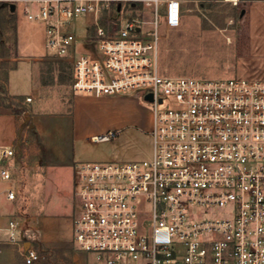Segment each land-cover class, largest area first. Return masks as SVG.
<instances>
[{
  "label": "built area",
  "instance_id": "2783aa9c",
  "mask_svg": "<svg viewBox=\"0 0 264 264\" xmlns=\"http://www.w3.org/2000/svg\"><path fill=\"white\" fill-rule=\"evenodd\" d=\"M0 2L46 26L47 47L72 59L75 94L140 96L153 116L151 158L74 165L73 244L84 264H264V79L162 73L160 29L184 25L179 0ZM82 17L94 19L83 39L91 49L74 32ZM9 232L24 263L37 264L15 221Z\"/></svg>",
  "mask_w": 264,
  "mask_h": 264
},
{
  "label": "crops",
  "instance_id": "0c3cea01",
  "mask_svg": "<svg viewBox=\"0 0 264 264\" xmlns=\"http://www.w3.org/2000/svg\"><path fill=\"white\" fill-rule=\"evenodd\" d=\"M179 1L182 6L184 25L175 30L185 31L191 24H194V27L200 26V21L196 16L189 17L191 11L197 13L204 7L210 9L214 4L233 5L240 14L239 24L242 27V45L239 46L236 55H252L264 60V0ZM136 8L141 11L147 9L141 5H137ZM83 18L84 37H86L93 31V27L88 23H92L94 19L92 17ZM19 23L17 26V55H0V71L5 61L13 65V68L2 77L0 73V101L12 100L25 107L27 110L25 120H31L30 126L35 127L37 134L42 138L44 132L39 125L46 124L42 109L69 106L68 100L61 92V87H57L62 86L61 83L51 86L45 82L44 63L48 60H55L60 64H70V62L57 55H45L46 26L43 23L34 22L30 24V27H19ZM69 59L72 66V59ZM70 71L72 111L71 114L66 112L58 119L50 121L52 147L50 145L45 149L38 148V146L32 149L21 147L20 144L26 141L28 133L24 134L19 131L20 116L10 110L0 112V170H8L11 174L9 180L0 179V264H25L18 249L8 244L11 221H15L18 225V235L25 247L26 237L45 245L70 244V242L73 244V219L77 211L74 197L75 162L68 158L62 143L59 146L55 143V135H60L59 130L64 129L67 122L72 123V133L75 139L89 138L91 142L94 137L104 134L98 133L102 129L100 126L96 130L89 129V116L96 113L102 116L105 108L109 109L108 106L111 104V110L106 111L112 119L109 123L114 125L116 130L141 124L138 107L134 106L133 100L75 94L72 89V68ZM29 98L31 101H27ZM0 109L4 110L1 106ZM144 114L148 118L146 130L151 131L150 109L145 108ZM4 151H13V155L3 157ZM67 189L69 191L66 196ZM9 192L14 193V199L8 198ZM32 245L29 243V248H33ZM74 262L84 264L83 255L76 252Z\"/></svg>",
  "mask_w": 264,
  "mask_h": 264
},
{
  "label": "rangeland",
  "instance_id": "374dc122",
  "mask_svg": "<svg viewBox=\"0 0 264 264\" xmlns=\"http://www.w3.org/2000/svg\"><path fill=\"white\" fill-rule=\"evenodd\" d=\"M10 5L0 2V55H17V26L30 27L29 21L20 6H16L17 11H11ZM136 18V14L129 13ZM145 19L151 18L149 9L141 14ZM196 16L200 21V26L189 25L188 30H168L160 29L161 41L159 44V66L161 72L169 76H188L201 78H230L245 77L249 79H264V60L252 55H236L241 46L242 27L239 24L240 14L231 4H214L210 9L204 7L201 11L189 13V17ZM83 17L75 22L74 32L81 38L79 47L81 49H91L95 44L83 42L84 27ZM106 24L109 20L105 19ZM42 24V23H41ZM34 33V32H33ZM46 41V38H45ZM45 55H55L46 45ZM66 58L70 64H60L55 60H48L44 63V80L51 86L61 83L62 93L68 100L69 106L43 108V116L46 124L39 127L43 130L44 136L37 134L35 127L30 126L31 120H25L26 108L12 100L0 101V112L10 110L19 118L21 133H28V137L20 146L26 149L47 148L53 145L52 119H58L64 113L71 114L72 97L70 94V57ZM13 68L12 64L5 61L1 67V77ZM61 70V72H58ZM53 71V72H52ZM49 72V74H47ZM232 73L234 75H232ZM237 74V75H235ZM78 95V94H77ZM84 95L85 94H79ZM127 101L133 100L134 106L138 107V116L141 124L127 129L116 130L110 124L111 116L106 107L102 116L92 114L89 116L88 125L90 130H96L100 126L99 134H107L109 130L116 131V136L109 140L99 143L91 142L89 138L77 140L72 133V123L70 121L64 129L59 130L60 135H55V143H62L64 152L72 161L78 162H131L145 160L152 157L153 140L148 128V118L144 114V109H150L149 105L140 96H111ZM9 107V109H7ZM107 110V111H106ZM152 115V113H151ZM144 119V120H143ZM144 121V123H143ZM101 124H103L101 126ZM153 125V116H152ZM151 125V129H152ZM36 133V134H35ZM29 134H31L29 136ZM50 136V138H49ZM57 147V144H55ZM74 164V165H75ZM68 179V178H67ZM69 189H67L66 196ZM221 216V214H219ZM26 243H32L41 259L37 264H75L76 250L73 244H51L45 245L35 241L33 238H25Z\"/></svg>",
  "mask_w": 264,
  "mask_h": 264
},
{
  "label": "water",
  "instance_id": "95a60500",
  "mask_svg": "<svg viewBox=\"0 0 264 264\" xmlns=\"http://www.w3.org/2000/svg\"><path fill=\"white\" fill-rule=\"evenodd\" d=\"M10 8H11V11H15L16 6L15 5H10ZM148 99H150V98L148 97ZM26 249H29V243L26 244Z\"/></svg>",
  "mask_w": 264,
  "mask_h": 264
},
{
  "label": "bare ground",
  "instance_id": "6f19581e",
  "mask_svg": "<svg viewBox=\"0 0 264 264\" xmlns=\"http://www.w3.org/2000/svg\"><path fill=\"white\" fill-rule=\"evenodd\" d=\"M227 1H235V0H227Z\"/></svg>",
  "mask_w": 264,
  "mask_h": 264
}]
</instances>
